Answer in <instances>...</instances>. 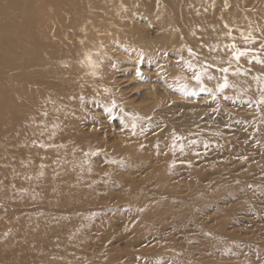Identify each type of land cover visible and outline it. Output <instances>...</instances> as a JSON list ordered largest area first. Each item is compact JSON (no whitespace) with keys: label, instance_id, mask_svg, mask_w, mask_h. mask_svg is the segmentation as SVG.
I'll return each instance as SVG.
<instances>
[{"label":"rangeland","instance_id":"obj_1","mask_svg":"<svg viewBox=\"0 0 264 264\" xmlns=\"http://www.w3.org/2000/svg\"><path fill=\"white\" fill-rule=\"evenodd\" d=\"M203 1L130 0L138 8L131 35L146 43L181 38L193 61L214 47L243 52L239 65L261 91L251 97L221 82L209 96L200 83L186 100L199 124L174 155L156 120L147 127L148 117L104 118L94 111L95 91L51 87L57 120L46 146L55 156L43 164L39 124L23 121L22 68L14 63L20 0H0L8 25L0 27V93L9 90V115L0 114V264H264V0ZM105 49L121 98L141 107L172 96L164 71ZM166 101L154 116L171 106ZM132 133L139 139L123 143ZM132 182L141 192L128 196Z\"/></svg>","mask_w":264,"mask_h":264},{"label":"bare ground","instance_id":"obj_2","mask_svg":"<svg viewBox=\"0 0 264 264\" xmlns=\"http://www.w3.org/2000/svg\"><path fill=\"white\" fill-rule=\"evenodd\" d=\"M12 1L7 0L9 4L15 3ZM192 1L204 3L203 0ZM19 6L22 39L18 51L20 55L18 59H14V63L22 68L23 121L29 124L34 120L39 124L43 164L50 160L49 155L53 158L55 156V149L49 151L46 146L48 126L57 120L56 112L50 111L48 106V90L51 87L95 91L99 98L94 105V111L98 113L100 110V116L104 118H124L130 115L135 118L148 117L150 122L147 127L152 126L156 120L166 127L170 139L166 144L174 155L184 153L183 142L191 135L190 131H187L188 128L199 124L201 115L193 113L191 108L188 109L186 100L193 98L187 94L196 92L200 83L211 92L225 81L229 87L241 89L251 97L255 95V91H261L249 74L244 72L243 65H239L236 54L226 46L214 47L205 58L193 61L181 38H174L173 47V42L169 40L146 43L134 38L131 32L135 24L128 19L135 17L133 12H136V9L138 11V8L132 7L130 0H20ZM129 25L131 26L128 27ZM1 26L8 28V25L0 21ZM185 26L182 25L184 30ZM161 32L167 34L162 30ZM107 44L110 49L115 48L119 55H128L139 60V64L135 63L136 66L145 60L143 65L145 64L146 68H152L149 66L152 64L156 69H153L154 72L164 71L166 81L163 85L172 96H165L163 102L157 99L158 97L152 98L153 103L141 107L136 106L135 102H130L129 98H121L120 90L115 91L120 79L115 76L112 66L114 63L110 59L104 61L108 54L106 49L104 51ZM189 46L192 51L201 55V50L194 48L191 43ZM253 49L256 50L254 46ZM219 60H222L223 64H220ZM119 62L124 63L122 60ZM116 64L118 65L117 60ZM226 66H230L232 70L223 71ZM136 71L135 68L134 72ZM196 75L200 76L199 82L194 78ZM187 77H190V82ZM1 92L0 114H8L4 97L9 90L4 87ZM220 92L227 94L225 90ZM216 93L217 91L212 92L209 96ZM166 100L172 102L171 106L162 107L154 116L156 106H163ZM175 115L178 116L176 122L172 120ZM205 118L207 126L218 131L213 118ZM133 135L123 138L122 142L139 139L137 134ZM140 189V186L132 182L125 192L130 190L128 196H132L140 193Z\"/></svg>","mask_w":264,"mask_h":264},{"label":"snow or ice","instance_id":"obj_3","mask_svg":"<svg viewBox=\"0 0 264 264\" xmlns=\"http://www.w3.org/2000/svg\"><path fill=\"white\" fill-rule=\"evenodd\" d=\"M242 55H244L243 52H238V53L236 54L237 59L239 58V56H242ZM223 71L226 72L227 69H224ZM137 75H139V72L137 73ZM194 78L197 80V82H199V80H200V76H199V75H196ZM226 86H227V82L225 81V84L222 85L221 87H226Z\"/></svg>","mask_w":264,"mask_h":264}]
</instances>
